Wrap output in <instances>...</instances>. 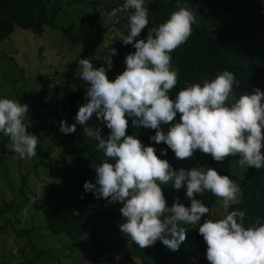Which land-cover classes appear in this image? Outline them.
Masks as SVG:
<instances>
[{"label":"clouds","instance_id":"obj_1","mask_svg":"<svg viewBox=\"0 0 264 264\" xmlns=\"http://www.w3.org/2000/svg\"><path fill=\"white\" fill-rule=\"evenodd\" d=\"M177 9L152 28L148 27L145 0H124L109 13L115 16L132 10L128 33L121 40L135 51L125 57L126 68L114 80L108 78L104 66L94 67L89 59H78L79 78L89 85L86 103L79 106L75 123L61 120L59 130L75 133L79 124L84 126L85 136L96 141L104 160L91 165L95 183L86 181L84 190L108 204H122L119 211L126 222L119 230L141 249L161 241L177 251L187 239L188 230L181 225H195L207 245L209 264H264V222L260 218L246 225L245 211L239 208L220 218H205L210 210L196 198L208 191L228 209L241 203L237 183L211 167L174 170L154 147L127 134L131 118L133 127L155 130L149 139L166 144L178 160L190 159L199 150L216 162L238 156L241 168L264 167V91L254 88L237 97L233 92V85H238L236 76L225 69L170 98L179 75L171 67V53L188 40L196 23L193 11L180 0ZM145 28L146 39H137ZM116 54L117 50L109 47L97 59L104 60L110 70ZM28 112V104L0 98V133L10 139V150L22 159L37 155L38 137L26 130L24 122ZM177 113L179 122H174ZM94 114L110 130L107 138L100 127L87 126ZM162 125H171L166 134ZM161 154L167 151L162 149ZM169 184L176 190L186 189L190 206L182 204L179 197L168 206L161 185Z\"/></svg>","mask_w":264,"mask_h":264},{"label":"trees","instance_id":"obj_2","mask_svg":"<svg viewBox=\"0 0 264 264\" xmlns=\"http://www.w3.org/2000/svg\"><path fill=\"white\" fill-rule=\"evenodd\" d=\"M53 2L54 0H0V40H4L18 28L40 35L46 26H57L52 21V15L56 11L49 8ZM96 2L92 4L95 15L86 18L79 34L71 35V38L85 37L89 31L97 29L107 34L104 42L115 41L116 45L113 43L112 46L116 50L134 53L133 46L124 45L121 40L128 33V17L132 10L117 12L112 23L102 25L97 15L98 8L104 7ZM180 3L193 11L196 23L192 26V34L188 40L171 53V67L179 75L176 87L169 94L170 98L175 99L179 90L190 84H202L204 79H212L225 69L236 76L238 85H233V92L237 97L245 92L251 93L254 88L264 91V0H180ZM145 6L149 9V28L159 26L171 12L178 10L177 0H145ZM147 32L148 28L142 30L137 39H146ZM119 58L121 56L117 54L112 59L113 66L110 70L105 61H95L93 65L104 66L108 78L114 80L126 68L124 60ZM76 65V62H71L64 73L66 81L63 90L69 99L63 105L59 121L66 120L69 125L75 122L74 117L78 112L73 106V100L77 97L73 88L77 86L86 92L89 86L79 78ZM179 117L180 114L177 113L174 122H179ZM170 126H161L165 134ZM127 134H134L145 146L154 147L156 154L161 159H166L174 170H188L192 168L190 162L193 161V167L214 168L238 184L242 193L241 203L231 205L228 209H224L219 199L208 191L197 194L196 198L201 199L210 210L205 218H220L239 208L245 211L246 225L257 218L264 222V167L241 168L238 156H229L222 163L216 162L211 155L199 150L190 159L178 160L166 144H156L149 139L155 135V130L142 126L133 127L131 118ZM60 135L74 141L73 148L77 158L74 167H63L60 175L45 189L44 199L52 203L44 211L46 230L60 245L69 249L85 245L87 249H91L88 252L91 256L98 248L108 247L111 261L115 260L117 264H209L206 259L207 245L195 225H181L188 230L187 239L177 251L170 250L161 241L141 249L122 234L119 225L126 222L119 211L122 204H108L104 199L95 198L92 192H86L83 187L86 181L95 183L96 174L91 165L104 160L103 152L97 150L95 140L91 142V138L78 130L71 134L60 132ZM7 140L8 137L0 134V179L9 176L8 169L2 170V164L8 158ZM162 149L167 151L166 155L161 154ZM187 160L189 163L182 165ZM19 175L18 192L10 194V187L7 190L0 189V234L15 227L19 220L18 214L28 202V173L20 172ZM161 187L169 207L176 197L186 207L190 206L186 189L176 190L170 184ZM76 212L79 214L76 215ZM14 230L20 229L15 227ZM21 232L22 229L18 231V236ZM43 252V249L38 250L28 239L20 248L25 261L18 264H33V258L41 257Z\"/></svg>","mask_w":264,"mask_h":264},{"label":"rangeland","instance_id":"obj_3","mask_svg":"<svg viewBox=\"0 0 264 264\" xmlns=\"http://www.w3.org/2000/svg\"><path fill=\"white\" fill-rule=\"evenodd\" d=\"M94 1L104 7L98 8L97 15L102 25L112 23L115 19L109 13L124 3V0H54L49 8L56 11L52 21L57 26H46L40 35L18 28L0 40V98L8 97L28 104L29 112L24 119L28 126L26 130L38 137L37 155L31 159H22L11 151L9 138L6 143L8 158L3 162L2 170L8 169L9 176L0 179V189L7 190L10 187V194L18 192L21 172L28 173L29 191L28 202L15 223L16 229L20 230L11 227L0 234V261L7 264L25 261L20 248L28 239L38 250L45 251L41 257L33 258V264H117V261H111L108 247L98 248L91 256L88 253L91 249L85 245L72 249L60 245L48 234L44 220V211L52 204L44 199L47 185L60 175L63 167H74L77 163L74 141L64 139L59 131L63 105L69 99L63 90L65 69L71 62H76L78 69L79 58L89 59L93 64L95 61L104 62L97 58L105 55V50L114 48L112 45L115 44L113 40L104 42L107 34L97 29L89 31L85 37L71 38V35L79 34L86 18L95 15L92 6ZM117 54H120V60H125L129 53L117 50ZM73 89L77 94L73 106L78 110L80 105L86 103V92L77 86ZM87 126L100 127L104 138L109 133L95 114ZM83 128L82 125H76V130L84 134ZM188 163L187 160L182 165ZM190 163L193 167V161ZM21 229V235L18 236Z\"/></svg>","mask_w":264,"mask_h":264},{"label":"built area","instance_id":"obj_4","mask_svg":"<svg viewBox=\"0 0 264 264\" xmlns=\"http://www.w3.org/2000/svg\"><path fill=\"white\" fill-rule=\"evenodd\" d=\"M0 264H5V263H3V262L0 261Z\"/></svg>","mask_w":264,"mask_h":264}]
</instances>
